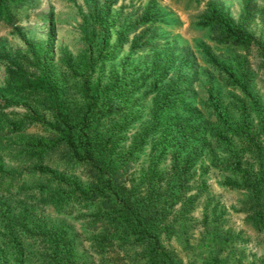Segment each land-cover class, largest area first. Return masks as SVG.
Here are the masks:
<instances>
[{
    "label": "rangeland",
    "instance_id": "obj_1",
    "mask_svg": "<svg viewBox=\"0 0 264 264\" xmlns=\"http://www.w3.org/2000/svg\"><path fill=\"white\" fill-rule=\"evenodd\" d=\"M244 1L118 0L113 5L112 0H32L31 4L21 9L13 8V23L0 20V107L6 106L1 116L5 126L0 131L2 142L23 145L35 138L46 137L47 134L36 126L40 125L39 121L54 122L52 111L64 107L63 101H67L66 105H84L89 93L92 94L99 86L104 87L117 78H130L131 75L133 80L134 77L139 78L142 86L134 104V123L124 134L121 148L128 153L131 148H136L135 144L139 147L131 162L129 180L139 179L148 167L152 150L157 147L160 138L156 132L155 138L145 139V145L141 144L147 129L157 125L158 116L154 115L156 98L172 84L170 78L174 69L178 71L175 82L189 81L188 70L183 71L180 66L171 69L169 79L159 78V74H154L149 56H161L162 59L174 57L173 47L176 43L189 47L200 65L199 80L192 96L184 100L185 105L179 104L178 110L183 119L191 115V110L199 114V119L194 121V129L196 147L201 154L189 183L188 197L195 200L184 214H179L181 207H177L171 217L175 233L171 237L163 236L164 246L174 251L186 264H204L213 251H220L225 264H264V232H259L249 220L244 206L247 192L228 187V183L237 178L218 166L227 156L216 130V112L208 105V86L212 81L218 107L235 118L240 117L235 112L239 105L236 101L243 97L227 87L220 75L231 72L233 60L241 58L247 61L252 70L253 86L261 95L264 107V0H256V18L250 28L255 45L249 53L241 47L215 44L211 30L203 26L209 3L220 5L226 14L239 22ZM147 8H151L156 16L147 27L154 39V48L131 55L132 41L144 28L140 27L129 35L125 33L134 30L136 21ZM50 32H53L52 38ZM127 38L129 42H126ZM120 39H124L126 44H120ZM117 45L119 52L116 59L103 61L102 57ZM18 56L30 63L24 66L29 75L28 87H34L30 90H27V86L18 90V87H22L21 82L15 88L8 83V68H15L13 64L20 63ZM34 89L37 92H32ZM25 94H31L37 103L24 98ZM43 97L52 110L38 107ZM34 116H38L37 119ZM123 119L124 116L106 118L102 128L108 130ZM250 119L257 127L255 116ZM228 137V141L241 151L245 161L252 162L248 151L236 139ZM162 150L165 155L161 168L168 171L172 165V152L165 145L160 147L159 151ZM189 151L183 150L182 157L188 156ZM0 160L4 163L6 175L34 169L33 164L11 162L7 154L0 156ZM51 171L52 174L45 181L57 177L56 170ZM75 175L81 181H86L80 172ZM32 184L28 182V185ZM6 204L17 207V212L27 205L36 209L51 225L68 229L76 239L77 264H144L138 257L142 249L139 246H121L116 242L110 248L102 247L103 243L97 244L100 235L91 225L92 212L60 214L55 207L43 206L35 197L26 195L0 196V210ZM217 232L224 233L227 241L218 239ZM25 241L28 252L38 256L41 250L32 247L31 241ZM38 259H35L36 264H39ZM16 260H19V255L6 249L5 257L0 262L16 264Z\"/></svg>",
    "mask_w": 264,
    "mask_h": 264
},
{
    "label": "trees",
    "instance_id": "obj_2",
    "mask_svg": "<svg viewBox=\"0 0 264 264\" xmlns=\"http://www.w3.org/2000/svg\"><path fill=\"white\" fill-rule=\"evenodd\" d=\"M31 3L32 0H0V20L13 23V8L21 9ZM117 3L118 0H112L113 5ZM256 12V0H245L240 21L235 22L220 5L209 3L203 26L211 30L215 44L241 47L249 53L255 45L250 28ZM154 18L151 8H147L136 21L134 30L126 31L125 34L129 35L140 27L144 28L132 41L131 55L154 48V39L147 28ZM52 36L53 32H50V38ZM123 42L124 39H120V44ZM173 49L174 57L149 56L154 74L167 80L172 74L171 69L180 66L183 71L188 70L189 81L175 82L178 71L174 69L170 78L172 84L156 98L154 115L158 116L157 125L147 129L141 144L144 146L145 139L155 138L156 132L160 138L152 150L148 167L139 179L129 180L131 162L139 147L135 144L136 148H131L128 153L121 148L124 134L134 123V104L142 86L139 78L134 77L133 80L130 75V78H117L112 84L99 86L92 94L89 93L84 105H66L67 101H63L64 107L52 111L54 122L39 121L40 125L36 126L47 134L46 137L35 138L23 145L6 144L0 138V156L7 154L11 162L19 165H34L31 172L6 175L4 163L0 160V196H32L43 206L55 207L60 214L92 212L91 225L98 231L100 238L96 242L103 243L102 247L112 248L116 242L121 246H139L142 249L138 257L144 264H186L174 251L165 248L163 236L171 237L175 233L171 217L177 207H181L179 214H184L195 200L189 198L188 193L191 173L201 154L196 147L194 129V121L199 119V114L191 110V115L183 119L178 107L192 96L199 80L200 65L189 47L176 43ZM118 52L117 45L103 54V61L115 60ZM18 59L20 63L13 64L15 68H8V83L15 88L21 82L22 87L17 89L22 90L28 87L29 75L24 66L30 63L24 57L18 56ZM232 68L231 72H221L220 76L227 87L243 97L236 101L239 105L235 112L240 114L239 118L218 107L212 81L208 86V105L216 112L215 126L227 156L218 166L236 176L237 180L228 183V187L247 192L244 206L249 220L259 232H264V107L261 95L253 86L254 75L247 61L235 58ZM32 92L37 91L34 89ZM23 97L31 102L35 100L31 94ZM38 107L52 110L44 97ZM5 108L0 107V131L5 128L1 117ZM116 116H124L123 121L104 130L103 121ZM251 116L258 121L257 127ZM37 117L34 116L35 119ZM228 136L248 151L252 162L245 161L236 145L228 141ZM164 145L172 152V165L168 171L161 168L165 148L164 151L159 149ZM188 149L189 155L182 157L183 150ZM51 170H56L57 177L45 181L52 174ZM79 172L85 182L76 177ZM29 181L33 184L28 185ZM216 236L227 241L224 233L217 232ZM25 240L41 250L38 256L28 252ZM0 241V259L5 257L8 249L19 255L16 264H36L38 257L39 264H77L75 237L65 227L51 225L42 214L27 205L18 212L12 204H6L0 210ZM204 264H225V260L220 251H213Z\"/></svg>",
    "mask_w": 264,
    "mask_h": 264
}]
</instances>
